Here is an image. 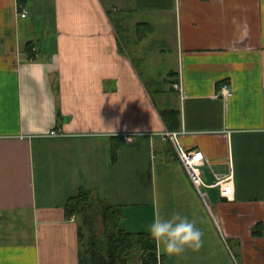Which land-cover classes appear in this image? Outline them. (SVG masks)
Segmentation results:
<instances>
[{"label":"crops","instance_id":"0c3cea01","mask_svg":"<svg viewBox=\"0 0 264 264\" xmlns=\"http://www.w3.org/2000/svg\"><path fill=\"white\" fill-rule=\"evenodd\" d=\"M164 110L230 199L193 187ZM80 191L131 234L194 220L202 247L156 244L159 264H264V0H0V264H79L65 207Z\"/></svg>","mask_w":264,"mask_h":264},{"label":"trees","instance_id":"16d2710c","mask_svg":"<svg viewBox=\"0 0 264 264\" xmlns=\"http://www.w3.org/2000/svg\"><path fill=\"white\" fill-rule=\"evenodd\" d=\"M113 22L117 31L114 19ZM152 31L150 26L140 24L136 28V35L141 41ZM27 54L29 59H35L29 50ZM160 116L168 132L177 130L178 116L174 111H160ZM94 203L99 209L101 239L91 233L90 213ZM65 216L68 220L74 218L82 225L78 228L79 264H159V261L161 263L157 257L156 242L149 234L121 231L120 225L124 218L118 210L103 201L94 202L93 197L86 191H80L76 197L67 202Z\"/></svg>","mask_w":264,"mask_h":264},{"label":"clouds","instance_id":"9594fccd","mask_svg":"<svg viewBox=\"0 0 264 264\" xmlns=\"http://www.w3.org/2000/svg\"><path fill=\"white\" fill-rule=\"evenodd\" d=\"M108 129L111 135L115 134L113 127ZM160 134H166V126L162 125ZM148 232L159 249L169 255H181L186 248L198 251L203 245L204 232L196 227L194 220L180 212H173L168 218L157 214L149 224Z\"/></svg>","mask_w":264,"mask_h":264},{"label":"built area","instance_id":"2783aa9c","mask_svg":"<svg viewBox=\"0 0 264 264\" xmlns=\"http://www.w3.org/2000/svg\"><path fill=\"white\" fill-rule=\"evenodd\" d=\"M24 17L25 13L23 12L22 18ZM173 89L181 94L182 88L180 82L175 85ZM220 91L224 98L231 96L227 86H222ZM181 135L180 132L166 131V134H162V138L173 146L179 162L186 171V174L196 191L201 195L203 189H217L222 198L230 199L233 196L232 179L216 182L210 186L205 185L202 181V169L205 166L203 155L197 151L184 150L179 142V137Z\"/></svg>","mask_w":264,"mask_h":264},{"label":"rangeland","instance_id":"374dc122","mask_svg":"<svg viewBox=\"0 0 264 264\" xmlns=\"http://www.w3.org/2000/svg\"><path fill=\"white\" fill-rule=\"evenodd\" d=\"M122 36H126V35H124V33H122L121 38H122ZM130 36H131V33H130ZM127 38L133 39V38L128 37V35H127ZM121 42H122V39H121ZM127 47L128 46H126V49L129 50V48H127ZM150 51H152V50H150ZM150 51H148L149 52L148 55L151 58V60L155 62V65L153 68L155 70L158 67V65H160L158 62L161 60V58H159V54L155 52V51H158L157 48L153 52H150ZM136 67L138 68V70L141 73L142 67L140 66V63H137ZM132 217H133L132 215L129 216L130 221L133 220ZM90 222H91V226H92V228H91L92 232L91 233H93L94 236H97L99 239H101L102 238V227H101V222H100V218H99V209L96 207V203L93 204V209L91 210V213H90ZM77 225H78V228H79V226L80 227L82 226L81 223H78V222H77ZM122 229H123V227H121V225H120V230L122 231ZM91 233H90V235H91Z\"/></svg>","mask_w":264,"mask_h":264}]
</instances>
